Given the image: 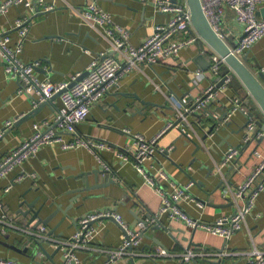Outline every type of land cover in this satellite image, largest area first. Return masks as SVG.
<instances>
[{"label": "crops", "instance_id": "obj_1", "mask_svg": "<svg viewBox=\"0 0 264 264\" xmlns=\"http://www.w3.org/2000/svg\"><path fill=\"white\" fill-rule=\"evenodd\" d=\"M160 1L169 0H97L99 6L113 16L115 23L129 31V41L134 47L151 37L157 25L166 24L173 17V13L159 10L157 2ZM85 4L86 0H44V4L38 5V13L41 14H35L31 18L21 58L26 63H38L41 78H48L54 84L68 82L73 75L84 73L97 54L110 49L109 41L97 30L83 25L73 12L72 8L80 9ZM51 5L54 9L44 11V7ZM23 15H27V12L22 7H10L5 14L0 15V31L9 33L15 41L16 21ZM220 32L235 42L242 36V25L236 22L235 14L229 8L225 9ZM199 55L210 62L212 52L203 41L181 50L175 58L143 67L141 72L128 74L117 90L93 107L87 119L77 126L78 135L104 140L110 144V148L100 151L98 157L83 148L69 151H63L58 146L42 148L36 156L26 160L0 181L4 209L17 216L21 226L27 227L32 214L24 216L20 213L19 205L23 201L32 202L40 197L36 208L46 203L40 213L43 219L54 212L58 204L57 214L44 226L49 232L61 221L52 236L59 240H65L76 232L77 226L73 221L78 222L88 213L106 209L116 211L122 215L129 228L137 229L140 221L147 220L146 216L158 213L161 199L151 187L144 184L131 164L124 163L116 156L131 145L133 138L125 133V130H129L146 139L162 134L158 141L159 147H173L169 154L156 153L153 165L155 169L164 168L169 179L177 185L195 183L190 189V199L181 203L182 209L191 218L203 224H213L218 218L233 214L234 208L229 205L230 196L223 191V180L229 181L232 188L243 184L261 161L254 152L264 155V141L261 144L257 141L247 144L246 128L241 130L247 123V107L243 106L242 110L233 112L226 121L228 126L226 123L220 124L205 140L204 136L211 123L193 127L194 130L190 133L192 141L181 136L176 128L166 130L175 121L176 106L179 105L171 91L186 101L190 98L197 99L214 80L208 70L203 71L195 62ZM243 57H246L245 65L250 70L260 72L264 67V38L244 52L241 55ZM198 70L206 74L197 76ZM229 73L225 65L219 75L226 76ZM232 85L236 87L237 83L231 78L217 93L215 100L220 102V108L231 107L236 100H241ZM20 90L18 82L7 79L0 58V129L5 122L33 110L30 95ZM60 107L61 99L58 97L50 105L43 107L34 118L18 127H14V124L7 130L0 140V159L32 136L34 123L53 119ZM169 107H174L175 110ZM192 120V117L188 118V121ZM196 144L200 149H196ZM230 147L238 148L239 154L222 168L223 179L215 173V168L222 162ZM104 166L111 169V174L99 176V182L105 183L112 179L115 183L81 194L74 191L84 185V179H76L74 176L93 172L98 168L105 170ZM21 174L27 177L13 183ZM32 174L35 177H31ZM88 180L90 185H95L93 174ZM9 185L11 189L3 193ZM161 185L170 190L167 182H161ZM195 200L203 202L204 208L199 209ZM22 209L28 210L26 205ZM158 223L166 227L171 236L162 230L148 228L145 232L147 237H143L141 243L134 248L133 259L136 264H184L178 256L190 248H204L209 252L223 249L249 251L255 245L264 250V192L259 195L254 210L246 215L243 229L227 242L204 229H197L194 233L185 223L172 220L167 215H163ZM98 227L99 233L88 247L76 251L80 259L78 264H106L107 256L102 250H114L122 245L124 232L115 221L104 220ZM7 236L5 238L0 234L1 257L13 258L17 264H62L64 261V250L55 253L57 247L53 241L44 240L49 257L39 253L35 262L24 253L27 246L33 249L34 238L17 230H11ZM152 238L160 240L165 248ZM10 245L16 246L18 250L11 249ZM159 249L172 256H148ZM130 261L131 259L120 260L116 264H131ZM198 261L200 264H208L207 261L249 264L246 258L219 260L210 257L199 258Z\"/></svg>", "mask_w": 264, "mask_h": 264}, {"label": "built area", "instance_id": "obj_2", "mask_svg": "<svg viewBox=\"0 0 264 264\" xmlns=\"http://www.w3.org/2000/svg\"><path fill=\"white\" fill-rule=\"evenodd\" d=\"M40 4H44V0H2L0 2V15L5 14L13 6L22 7L27 12V15H23L16 21L15 41L9 33L0 31V58L7 79L18 82L21 85L20 92L30 95L33 109L50 101L57 93H61V107L53 119L34 123L32 136L0 159V181L47 146H58L63 151L83 148L98 157V153L109 149L110 144L104 140L77 134V126L87 119L90 110L101 104L110 93L116 91L128 74L134 71L141 72L143 67L154 66L175 58L181 50L203 41L197 33L191 32V14L187 0H177L176 4L169 1L157 2L161 12H171L174 15L166 24L157 25L152 36L138 47L130 43L129 31L115 23L113 16L104 11L97 0H86L83 8H72L73 12L78 15L83 25L100 32L109 41L111 47L94 57L86 70L88 74L82 79L78 80L83 73H77L68 82L54 84L50 79L39 76L36 70L38 63H26L21 58L24 42L29 34L31 18L39 12ZM201 4L205 16L219 35L222 34L220 31L225 9L229 8L234 12L236 22L242 25V36L236 42V48H231L235 56L240 58L244 52L264 38V13L262 15L264 0H201ZM52 9H54L52 5L44 7V11ZM210 62L208 73L212 78H216L226 64L224 59L215 52H212ZM260 72L264 74V67L260 69ZM204 74L206 73L201 70L197 71V76ZM230 81L231 79L228 78L226 84ZM214 88L215 83L212 82L206 91L210 95L202 104L203 106L215 100L217 94L214 93ZM183 102L187 103L186 100ZM237 102L238 100L235 103ZM181 110V105H177V116L181 115ZM21 117L5 122L0 129V140ZM172 124L170 123L166 130L170 129ZM185 125L190 127V133H192L194 129L189 121L186 120ZM177 127L185 129L181 125ZM125 133L132 136V143L116 156L124 163L131 164L143 179L144 184L160 196L161 205L152 220L140 221L137 229H131L122 215L112 209L94 211L79 219L77 230L71 237L59 240L49 237L48 228L44 225L36 229L32 225L21 226L18 217L4 209L0 193V234L4 236L11 230H17L37 240L53 241L56 247L61 246V250H64L62 264H78L80 259L76 251L87 248L96 238L99 233L98 224H102L104 220H114L124 231L123 243L117 249L102 251L107 256L106 264H116L120 260L133 259L134 248L141 243L144 232L150 226L157 224L163 215H167L172 220H179L191 229H204L208 233L220 236L225 242L243 229L246 215L254 210L259 195L264 192V155L258 151L254 152L261 161L243 184L232 188L229 181L223 180V191L230 196L229 199L233 203L236 214L222 216L213 224H203L191 218L181 207L183 201L190 199V189L195 183L177 185L169 179L164 168H154L156 153L169 154L173 149V147L166 149L159 147L158 141L162 134L146 139L143 135L132 134L129 130H125ZM263 137L264 132L258 128L254 120H251L246 126L245 141L252 139L257 141ZM238 154V148L230 147L222 162L216 166L215 173L224 179L222 168L229 165ZM104 167L105 170H109L106 166ZM25 177L27 175L21 174L13 180V183L20 182ZM31 177H35V174ZM161 182H167L170 190L165 189ZM10 189L11 185L5 188L3 193ZM195 201L199 209L204 208L203 202ZM148 256L155 258L172 255L159 249ZM178 257L186 264H195L199 258L210 257H216L219 260L246 258L249 264H264V250L255 245L249 251L223 249L218 252H209L204 248H190ZM0 264H17V262L13 258L0 256Z\"/></svg>", "mask_w": 264, "mask_h": 264}, {"label": "water", "instance_id": "obj_3", "mask_svg": "<svg viewBox=\"0 0 264 264\" xmlns=\"http://www.w3.org/2000/svg\"><path fill=\"white\" fill-rule=\"evenodd\" d=\"M170 3L176 4L177 0H169ZM187 4L190 10L191 14V32L197 33L200 38L203 40L204 43H206L210 49L211 52L217 53L221 58L224 59V62L226 64L227 69L229 70V74L226 76H217L216 79L212 81L215 83L214 93L217 94L221 88L226 86V81L228 78L237 79L239 83L241 84L242 88L245 91V100L238 101L237 103H233L231 107L223 106L220 108V102L216 100H212L208 103H206L204 106L202 105L205 100L208 98L210 93H204L201 97L194 99L190 98L187 100V103L185 104L183 102L184 98L180 99L177 97V95L171 91V94H173L177 102L181 105V115L177 116L175 115V121L172 124V127L170 129L176 128L181 136H184L188 138L190 141V127L185 125V121H188L189 117H192L194 120L189 121L190 126L192 127H198L200 124H209V130L204 136V140L208 138L210 134L215 132L220 124H227L226 121L230 118V116L233 114V112L239 110H242V107L244 106L245 102L247 101L250 106V111L248 110L245 113V116L247 118V123L243 126L241 129L242 131L246 128V126L249 124L251 120L256 121V124L258 128L264 132V74L262 72H253L250 70L246 65L245 61L247 60L246 57L239 58L235 56L231 48H236V42L234 39H231L227 37L225 34L219 35L211 26L210 22L208 21L207 17L205 16V13L202 9L201 0H187ZM264 13V10H262V15ZM41 13L36 14L37 16ZM259 17V14H258ZM45 61V60H44ZM195 62H197L198 66L203 70L207 71L209 70L211 66V62H209L205 57L202 55H199L198 58H196ZM40 68H36L37 72H39ZM88 74L87 71H85L82 76L78 79H82ZM74 84V83H73ZM61 93L55 94L50 101H47L45 103L40 104L37 108L33 109L32 111L28 112L24 116H22L16 123L14 127L20 126L22 123H25L26 121L34 118L39 111L45 107L51 104V102L60 97ZM201 107V109L199 108ZM172 110H175L174 107H169ZM220 112L221 114H218ZM208 117V118H206ZM256 119V120H255ZM178 125L183 126L185 129H182L181 127H177ZM6 133V132H5ZM264 141V137L257 140V143L261 144ZM253 142V139L248 141L247 144H250ZM196 149H200V147L196 144ZM189 167L186 168V171H188ZM95 176V185H90V182L88 180V177L90 175ZM111 169L109 170H103L102 168L95 169L93 172L89 173H81L78 176H74L76 179H84V185L80 188H77L74 190L76 193H83L88 192L93 189H97L100 187L108 186L112 183H115L112 179L108 180L105 183L99 182V176L102 175H110ZM221 185V184H220ZM40 200V197H37L32 202H28L27 200L23 201L19 206L21 208L20 213L24 216H28L32 214L29 225H32L34 229L38 228L40 225H47L49 220L54 217L57 214V211L59 210V205L57 204V209L54 210L47 218L43 219L40 216L41 211L43 210L46 203H42V205L39 208H36V204ZM75 200V199H73ZM23 205H26L28 210L24 211ZM230 206H233V203H229ZM233 214H236L234 211ZM67 218L71 219L70 216H66ZM147 220H152L154 218L153 214H150L149 216H146ZM72 220V219H71ZM73 221V220H72ZM114 221V220H112ZM143 222H146V220H142ZM74 225H78V222L73 221ZM61 224V221L55 228H53L51 231L47 233L49 237L54 236V233L58 226ZM118 224V223H117ZM119 225V224H118ZM120 226V225H119ZM121 227V226H120ZM122 228V227H121ZM149 229L152 230H162L166 232L169 236H171V232L164 227L161 223L154 224L149 227ZM123 230V229H122ZM197 229H193V232L195 233ZM124 232V231H123ZM146 232V231H145ZM144 232V237L146 236ZM3 237L8 238L7 235H4ZM147 237V236H146ZM155 240V238H152ZM156 243L165 248V246L160 242V240H155ZM34 247L33 249L30 248V246H27L24 249V253H26L32 261L37 262L39 253H42L43 255H46V257H49L48 252L45 249L44 240H37L35 239L33 241ZM11 249L18 250L16 246L10 245ZM61 246L56 248L55 253L59 252L61 250ZM222 251V250H220ZM30 252V253H29ZM131 264H136L134 259H131ZM208 264H221V261L212 262L207 261ZM186 264V263H184ZM195 264H200L199 261H196Z\"/></svg>", "mask_w": 264, "mask_h": 264}, {"label": "trees", "instance_id": "obj_4", "mask_svg": "<svg viewBox=\"0 0 264 264\" xmlns=\"http://www.w3.org/2000/svg\"><path fill=\"white\" fill-rule=\"evenodd\" d=\"M234 80H235V82L237 83V86L234 87V86L232 85V88H233L234 90H236V92L238 93V95H240V97H241L240 99H241L242 101H244V100H245V91H244V89L242 88V86H241V84L239 83V81H238L237 79H235V78H234ZM244 106L247 107V109L250 111V106H249V104H248L247 101L245 102Z\"/></svg>", "mask_w": 264, "mask_h": 264}]
</instances>
